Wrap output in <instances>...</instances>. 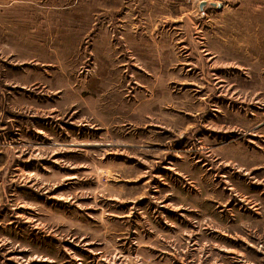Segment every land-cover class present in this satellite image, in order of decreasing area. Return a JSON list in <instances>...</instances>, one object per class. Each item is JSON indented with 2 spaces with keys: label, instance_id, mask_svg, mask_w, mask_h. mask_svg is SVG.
I'll return each mask as SVG.
<instances>
[{
  "label": "rangeland",
  "instance_id": "374dc122",
  "mask_svg": "<svg viewBox=\"0 0 264 264\" xmlns=\"http://www.w3.org/2000/svg\"><path fill=\"white\" fill-rule=\"evenodd\" d=\"M0 264H264V0H0Z\"/></svg>",
  "mask_w": 264,
  "mask_h": 264
}]
</instances>
